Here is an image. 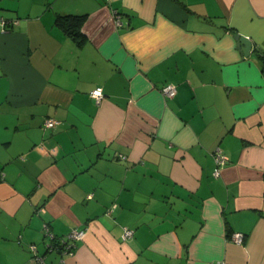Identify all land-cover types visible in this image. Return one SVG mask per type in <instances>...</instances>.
Instances as JSON below:
<instances>
[{
	"label": "crops",
	"instance_id": "crops-1",
	"mask_svg": "<svg viewBox=\"0 0 264 264\" xmlns=\"http://www.w3.org/2000/svg\"><path fill=\"white\" fill-rule=\"evenodd\" d=\"M215 263L264 264V0H0V264Z\"/></svg>",
	"mask_w": 264,
	"mask_h": 264
},
{
	"label": "built area",
	"instance_id": "built-area-1",
	"mask_svg": "<svg viewBox=\"0 0 264 264\" xmlns=\"http://www.w3.org/2000/svg\"><path fill=\"white\" fill-rule=\"evenodd\" d=\"M120 17V16H118ZM117 17V18H118ZM5 21L3 20L1 22L2 26L4 27ZM118 23H121L120 19L118 18ZM160 92L166 97V98H171L176 94V85L172 83H166L160 88ZM90 97L94 99L96 103H99L101 99L103 98V90L100 86H97L93 88L92 90L89 91ZM55 125V121L52 118H47L45 120L44 126L47 128H52ZM214 155V160H215V170H214V175H218L220 168L223 164L226 163V158L224 154H222L220 151H215L213 153ZM45 233L47 236H49L50 242L47 244V250H53L57 249L63 254H73L74 251V246H75V241L78 239H82L85 235V230L84 229H72L69 234L67 235V238L63 237H55L53 236L52 233L48 230L47 225L45 226ZM133 235V231L130 230L129 228H124L123 232V238H128ZM232 239L235 242H242L243 240V234L242 233H234L231 234ZM30 251L32 252V258L35 262H40L43 260V256L39 255L37 253V248L36 245L31 243L29 245ZM218 264V263H215Z\"/></svg>",
	"mask_w": 264,
	"mask_h": 264
},
{
	"label": "trees",
	"instance_id": "trees-1",
	"mask_svg": "<svg viewBox=\"0 0 264 264\" xmlns=\"http://www.w3.org/2000/svg\"><path fill=\"white\" fill-rule=\"evenodd\" d=\"M85 14H58L55 18L56 24L61 26L77 42H82L81 25L84 21Z\"/></svg>",
	"mask_w": 264,
	"mask_h": 264
},
{
	"label": "water",
	"instance_id": "water-1",
	"mask_svg": "<svg viewBox=\"0 0 264 264\" xmlns=\"http://www.w3.org/2000/svg\"><path fill=\"white\" fill-rule=\"evenodd\" d=\"M237 39H239V41L242 42L243 46H248V40L246 41V38L244 36H242L241 34H237L236 35ZM249 50V49H248ZM244 52H246V50L244 49Z\"/></svg>",
	"mask_w": 264,
	"mask_h": 264
}]
</instances>
